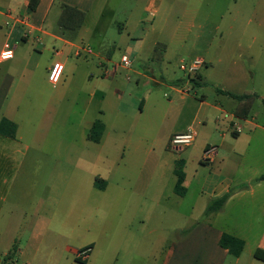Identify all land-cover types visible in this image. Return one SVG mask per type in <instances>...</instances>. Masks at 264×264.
<instances>
[{"label":"rangeland","instance_id":"374dc122","mask_svg":"<svg viewBox=\"0 0 264 264\" xmlns=\"http://www.w3.org/2000/svg\"><path fill=\"white\" fill-rule=\"evenodd\" d=\"M142 7L137 3L127 9L126 16L122 8L113 14L115 22L108 28L102 53L114 48L112 59L116 62L123 54L134 61L131 71L120 70L110 82L102 80L103 97L96 79V91L87 89L84 78L78 76L65 87L56 85L47 97L31 85L23 87L15 78L0 115H5L11 101L18 102L14 122L21 139L16 141L32 147L28 151L21 148L16 154L30 163L23 166L13 183L3 185L0 180V193L9 187L15 192L0 197V252L4 248L1 242L6 243V224L11 222L7 210L14 202L17 207L24 206L28 201L23 196L18 205L17 194L21 196L29 189L39 209L32 219L44 224V232L34 237V222H30L21 244L44 242L46 248H41L39 255L56 256L46 264H161L160 259L149 257L150 242L157 233L174 240L181 234L179 229L188 225L186 217L159 213L163 197L171 195L175 171L190 178L189 190L184 203L171 198L168 207L183 213L193 210L197 222L208 223L207 216L202 215L204 201L197 191V183L207 171L200 169L205 143L220 145L210 164L212 171L229 175L237 167L240 179L252 178L232 188L234 192L251 187L264 193V182L256 188L253 181L264 175V0H165L154 16ZM116 21L125 30L119 31ZM89 24L85 26L92 28ZM248 35L255 40L252 42ZM154 40L159 42L158 51L167 46L169 56L164 62L154 56L146 65L149 72L144 73L141 64L147 63L150 53L146 50ZM28 45L35 46L33 42ZM54 51L45 50L37 56L36 75L40 78L54 62ZM198 60L202 64L189 72ZM79 61L84 70L97 63L88 54ZM60 92L63 98H55ZM92 92L91 98L88 94ZM243 95H250L243 102L252 125L240 121L244 129L238 139L230 130L222 139L223 133L216 128L219 115L212 107L221 106L229 112ZM196 114L198 125L193 128L197 136L191 147L181 152L169 147L171 134L183 129ZM92 121L105 124L97 144L86 139ZM56 145L61 146L59 152H55ZM96 179L107 184L105 192L93 188ZM134 194L141 199V213L137 207L135 215ZM154 204L157 210L150 216L147 211ZM140 240L141 245L137 243ZM90 245L94 247L91 253L85 249ZM167 247L165 244L158 252H165ZM209 253L213 254L212 250ZM194 258L186 264H204L202 255ZM210 262L220 264V258L213 257ZM0 264H7V260Z\"/></svg>","mask_w":264,"mask_h":264},{"label":"crops","instance_id":"0c3cea01","mask_svg":"<svg viewBox=\"0 0 264 264\" xmlns=\"http://www.w3.org/2000/svg\"><path fill=\"white\" fill-rule=\"evenodd\" d=\"M30 1L31 0H0V53L5 42H9L14 47L13 58L8 61H0V65L6 64L4 69L0 68V114L15 78L19 79L23 87H29L31 85L48 95L47 97H51L52 90L56 85L60 84V86L65 87L78 76L84 78L88 85L87 89L90 88L91 90L93 88L96 91L93 87V80L96 79V83L98 84L97 89L102 92L99 93L100 91H97L99 95L103 97L105 91L102 89H104L105 84L102 80L110 82L113 81L116 74L120 73V70H127V72L131 71V67H122L120 60L116 62L112 59L114 48L107 49L105 54L102 53L105 43L104 38H106V36L108 38V28L115 22L113 14L116 13L117 9L122 8L124 16H126L128 14L127 9L139 3V5H143L142 8L145 13L154 16L162 7L165 0H35V8L33 11L29 9ZM65 8H72L83 13V22L80 28L74 31L62 30V28H60L59 24ZM25 16L29 18L30 27L22 26L17 22V19ZM140 22L141 19L139 20V23ZM54 24L56 28L52 26ZM87 24L92 28L86 27L85 25ZM117 24L119 31L125 30L122 24L119 22H117ZM248 36H251L250 39L252 42L255 40L254 36ZM130 39L133 40L134 38L132 37ZM31 42L35 44L33 48L28 45ZM140 44L139 48L142 49L144 46V39L140 40ZM158 44L159 42L154 40V42L151 43V47L146 50L150 54L147 58V63L141 64L144 73L149 72V68L146 65L154 56H159L158 60L162 62L169 56L167 46L164 45V48L158 51V49H156ZM49 49L55 50L52 56V60H54L52 64L61 63L63 65L61 82L59 81L54 86L48 81V71L52 64L45 68V76H43V78L36 75L38 70L37 56H40L45 50L49 51ZM86 54L95 57L97 63L95 67L90 66L91 69L84 70L83 65H80L81 61H79V59L83 55L86 56ZM122 56L126 55L123 54L121 57ZM68 57H73L75 60L69 62ZM252 57V55L249 56L250 59H253ZM133 61L134 59H132V63ZM191 80L193 79H190V82ZM218 92L223 93L226 91L220 90ZM88 95L91 98L94 96L93 92ZM55 98L62 99L63 92H60V94L58 93ZM212 108L219 115V118L216 119V128L223 133L222 139L225 132L228 130H230L234 138L238 139L239 134L244 129L239 123L240 121L243 122L244 125H252L248 120L249 111L245 108L243 100L239 101L229 112L224 110L221 106H213ZM16 109H18V102L15 101L14 103V101H11V105L5 110V115H0V120L3 118L7 119L16 126L14 122ZM139 110L141 111V108H139ZM46 112L48 113L49 110L47 109ZM197 118L198 115L196 114L190 121L187 120L186 126L171 134V137L173 135L187 133L188 130H190L194 134L195 139L197 132L193 127L198 125ZM94 122L95 121L89 122L86 134L87 141L89 129ZM101 123L104 127V133L105 124L103 122ZM204 124H206V122H204ZM17 131L16 128L13 138L0 135V140H2L0 141V180L3 185H10L13 183L18 174L21 173L23 166L30 163L15 157L16 154L20 153L21 148L28 151L30 147H32L31 145H21V143L16 141V138L18 140L21 139L17 137ZM93 144L97 143L93 142ZM204 146L200 160L204 165L202 167L200 165V169L202 168L207 171L197 183V191L201 196L200 199L202 202L204 201L205 205L202 210V215L206 209V205L210 201L221 197L238 184L252 179H240L238 176L239 168L237 167H235L234 171H231L229 175L222 171H219V173L212 171V166L210 164H213L220 145L205 143ZM189 147H191V144L184 148ZM206 147L207 150H205ZM60 148L61 146L56 145L55 152H59ZM176 151L181 152L182 150ZM18 169L20 171H18ZM4 171H6V173ZM6 176L9 177V179ZM253 181L255 182L256 188H260L262 182H264V175L256 176L253 178ZM175 183L176 179L170 182L171 195L169 194L163 197L165 202L159 213L162 215L168 214L186 217L188 225L179 229L181 234H178V237L174 240L169 241L167 240L166 234L157 233L150 242L152 250L149 257L151 259L155 261L160 259L161 264H186L194 262V257H200L202 255L204 264H210L213 257L220 258V264H256V262H260L254 258L253 254L257 249L264 252V193L260 194L255 191L256 189L251 187L247 190H238V192H234L226 201L223 208L219 212L208 215L206 217L208 223L203 224L197 222V219L193 218V210H184L185 213H183L172 207H168L167 202H170L171 198H173V200L174 198L179 199L181 204L185 202L183 200L188 194L190 178L184 176L183 186L185 188V195L182 197L174 193L173 189ZM92 186L100 192H105L107 184L104 183V181L96 179ZM20 188L23 190L25 187L21 185ZM28 191L29 189L25 190L21 196L20 193L17 194L19 196L18 199L20 198L17 202L18 205L20 201H22L21 197L23 196H25V199L28 201L24 206L17 207L14 202L7 210V217L11 222H7L6 224L7 232L5 234L6 239H4L6 243H4V241L1 242L4 248H2L0 252L2 253L1 257H3V261L7 260V264H46L49 259L56 258V256L47 257L45 255H39L41 248L44 246L46 248L44 242L38 243L37 241H33L25 245L21 244V239L25 235V231L29 229L30 222H34V237H40L44 232L42 227L44 224H41V222L39 223V220L32 219V217L38 215L39 209L36 204H33L34 201L31 200ZM12 192H14V187H9L6 192L0 193V197L3 196L2 199H4V195L12 194ZM238 197L239 199L235 202L234 200ZM132 203L133 215L137 212V207L139 213H141L140 197L134 194ZM156 206L157 204H154L148 209V215H154L157 210ZM11 226L13 227L12 231L10 229ZM186 231L189 232V234L183 236L182 233ZM172 234H174V232ZM224 234L243 241V248L239 256H232L227 249L220 246L219 241ZM142 242L143 241L140 240L137 243L141 245ZM165 244L169 245V247H167L168 250L165 252H158V249L164 247ZM31 249H33V253ZM89 249V253H91L94 247L90 245ZM209 250H212L213 254L209 253ZM88 258L89 254L86 256V260ZM2 259H0V261ZM198 261L199 259L197 258V262ZM261 263L264 264V262Z\"/></svg>","mask_w":264,"mask_h":264},{"label":"trees","instance_id":"16d2710c","mask_svg":"<svg viewBox=\"0 0 264 264\" xmlns=\"http://www.w3.org/2000/svg\"><path fill=\"white\" fill-rule=\"evenodd\" d=\"M34 1L35 0H31L29 4V9L32 11L35 8ZM82 22H83V13L76 11L75 9L72 8H65L59 26L60 28H62V30L74 31L81 27ZM191 82L195 85V80H191ZM223 93L226 95H230L229 93L226 92ZM244 98L245 100H248L250 96H246V95L240 97L238 96V100L242 101ZM245 107H247V105H245ZM246 109H248V107ZM103 129L104 127L102 123L100 124L98 122H94L89 129L88 140L97 143L98 137L103 132ZM97 130L100 131L98 132ZM15 131H16V126L13 123H11L10 121L4 118L0 120V135L13 138L15 135ZM205 150H207V147L205 148ZM175 173L177 175V178L173 190L176 195L182 197L185 194V188L183 186V181H184L183 172L178 170L175 171ZM240 189L242 188H239V190ZM233 193L234 190L230 189L227 193H225L221 197L210 201L206 206V209L204 211V216H208L212 213L219 212L223 208L226 201L233 195ZM219 243L221 247L227 249L229 253L234 257L240 255L244 244L243 241L226 234L221 236ZM88 248L89 247L85 249ZM253 256L255 259L264 262V252L262 250L260 249L255 250Z\"/></svg>","mask_w":264,"mask_h":264},{"label":"built area","instance_id":"2783aa9c","mask_svg":"<svg viewBox=\"0 0 264 264\" xmlns=\"http://www.w3.org/2000/svg\"><path fill=\"white\" fill-rule=\"evenodd\" d=\"M17 22L20 23L22 26L30 27L29 18L27 16L17 19ZM13 52H14V47L9 42H5L3 44V48L0 53V61H8L12 59ZM120 64L124 68H129L132 66V61L130 60L129 57L122 56L120 58ZM201 64H202V61L200 60L196 61L189 68V72H195V70H197L199 65ZM181 69L184 70L185 68L181 66ZM62 71H63V65L61 63L52 64V66L50 67L48 71V81L51 85L54 86L60 81ZM193 139H194V134L191 131H188L187 133H184V134L173 135L170 138L169 145L171 148L175 150H181L184 147H187L188 145H190Z\"/></svg>","mask_w":264,"mask_h":264}]
</instances>
